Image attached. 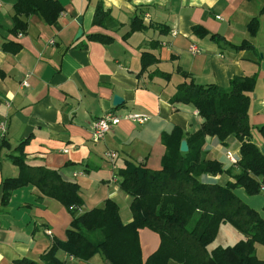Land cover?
I'll use <instances>...</instances> for the list:
<instances>
[{"label":"crops","instance_id":"1","mask_svg":"<svg viewBox=\"0 0 264 264\" xmlns=\"http://www.w3.org/2000/svg\"><path fill=\"white\" fill-rule=\"evenodd\" d=\"M15 1L0 0V44L6 39L20 45L14 53L0 48V121L7 122L3 143L0 135V264H17L21 258L42 263L41 254L65 239L72 218L60 201L32 184L14 189L2 203V181L19 174L11 157L26 136L22 153L28 164L57 169L62 178L79 185L83 205L78 214L111 198L123 223L132 220L131 197L120 189L117 172L128 163L160 169L165 153L162 135L177 132L185 139L202 122L192 104L173 100L185 79L182 73L197 84L221 87L237 76L254 77L248 92L251 140L264 149L258 129L264 124V13H260L264 0H57L62 10L54 23L31 14L26 17V33L13 35L7 30L13 26ZM98 4L110 11L118 26L93 24ZM254 17L257 29L251 34L248 24ZM133 18L143 27L130 33ZM195 26L217 37L199 36ZM91 33L106 34L111 41L89 40ZM143 52L157 59L145 70ZM155 71L169 73V78ZM114 95L122 98L117 106ZM112 110L119 116L141 113L149 118L143 123L123 118L93 142L94 120ZM239 145L234 137L220 142L206 136L202 150L229 168L233 164L225 154L239 157ZM106 150L116 153L114 167L104 156ZM202 179L234 181L228 174H205ZM234 193L264 219V190L248 195L236 187ZM243 237L232 224L222 222L210 248L232 245ZM138 238L145 261L158 248L160 237L145 227L138 230ZM254 248L264 259V244L256 242ZM55 255L64 264H92L95 256L82 261L62 249Z\"/></svg>","mask_w":264,"mask_h":264},{"label":"trees","instance_id":"2","mask_svg":"<svg viewBox=\"0 0 264 264\" xmlns=\"http://www.w3.org/2000/svg\"><path fill=\"white\" fill-rule=\"evenodd\" d=\"M13 10V26L7 31L18 35L26 33L29 15L37 14L45 23L52 24L62 7L57 0H16ZM260 13H264V6ZM137 19H132L130 33L143 27L135 25ZM92 22L104 28L118 26L110 11L101 4L96 6ZM257 23L255 17L249 22L251 34L256 32ZM193 31L199 36L217 37L200 26H195ZM87 38L101 43L111 41V37L103 33H91ZM0 48L14 53L19 51L20 45L3 39ZM156 60L154 54L143 52L141 70ZM154 74L166 79L170 75L161 71ZM182 74L185 79L177 85L173 100L192 104L202 122L197 131L186 134L187 152L179 150L180 134L162 135L165 153L160 169L128 163L119 170L120 189L131 197L129 223L122 222L118 204L111 198L102 206L78 214L83 205L79 185L62 178L57 169L28 164L22 152L29 136L16 145L18 154L11 159L20 172L3 179L2 203L8 202L14 189L32 184L43 195L60 201L72 216L65 239L56 240L48 247L41 254L40 264H64L55 255L58 249L82 261L101 253L104 264H170L171 261L176 264H264L254 248L256 242L264 244V219L234 193L236 187H242L248 195L264 190V149L251 140L252 125L248 117V92L255 78L237 76L230 80L229 86L221 87L214 83L197 84L191 78L186 80L188 74ZM258 129L264 136V124ZM206 136H215L220 142L234 137L240 142L234 166L225 168L221 161L205 156L202 145ZM205 174H228L234 181L224 184L207 181L202 179ZM222 222L232 224L244 237L232 245L210 248ZM145 227L158 233L160 243L142 261L138 230ZM15 262L39 264L26 258Z\"/></svg>","mask_w":264,"mask_h":264},{"label":"built area","instance_id":"3","mask_svg":"<svg viewBox=\"0 0 264 264\" xmlns=\"http://www.w3.org/2000/svg\"><path fill=\"white\" fill-rule=\"evenodd\" d=\"M192 49L194 51H197V48L195 46H192ZM23 85H27L26 81L22 82ZM8 105V103H7ZM130 119L132 121L143 123L146 121L149 117L146 114L141 113H127L123 116L117 115L115 111H107L101 116L97 117L93 122L92 132H91V140L93 142H98L101 139L104 138V136L107 134V132L116 125L121 119ZM7 130V122L6 121H0V135L3 137L5 135V132ZM66 152L67 149H64ZM104 156L106 159L113 165L114 167V161L116 157V153L112 150H106L104 152ZM225 158L229 161L231 164H235L238 160V156L233 154L232 152L228 151L225 154ZM116 175H113L115 177ZM263 189V188H262ZM50 233V230L47 231Z\"/></svg>","mask_w":264,"mask_h":264},{"label":"water","instance_id":"4","mask_svg":"<svg viewBox=\"0 0 264 264\" xmlns=\"http://www.w3.org/2000/svg\"><path fill=\"white\" fill-rule=\"evenodd\" d=\"M78 22H80V19L78 20ZM81 33H82V30L79 29L76 36L77 37L80 36ZM121 102H122V98L120 96H118V95H114V97H113V105L117 106ZM179 150L181 152H187L188 151V144H187V141L185 139L181 140L180 146H179Z\"/></svg>","mask_w":264,"mask_h":264},{"label":"rangeland","instance_id":"5","mask_svg":"<svg viewBox=\"0 0 264 264\" xmlns=\"http://www.w3.org/2000/svg\"><path fill=\"white\" fill-rule=\"evenodd\" d=\"M117 178L120 179V175L118 174V172H117ZM91 263L92 264H103L105 263V259L101 253H97L95 254Z\"/></svg>","mask_w":264,"mask_h":264}]
</instances>
